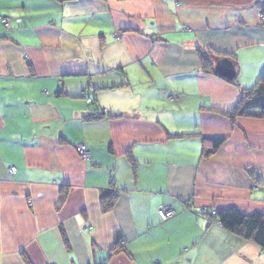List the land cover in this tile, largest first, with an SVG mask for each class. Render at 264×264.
<instances>
[{"label":"crops","instance_id":"crops-1","mask_svg":"<svg viewBox=\"0 0 264 264\" xmlns=\"http://www.w3.org/2000/svg\"><path fill=\"white\" fill-rule=\"evenodd\" d=\"M263 8L0 0V264H264L214 217L264 214V115L222 113L264 71Z\"/></svg>","mask_w":264,"mask_h":264},{"label":"trees","instance_id":"trees-1","mask_svg":"<svg viewBox=\"0 0 264 264\" xmlns=\"http://www.w3.org/2000/svg\"><path fill=\"white\" fill-rule=\"evenodd\" d=\"M58 1L63 2L70 0ZM261 12L262 14L264 13V8L261 10ZM201 58L204 63L205 58ZM211 72L215 73L214 67L211 68ZM232 80L233 79L229 81ZM222 113L225 114L232 122H234L236 116L264 115V71L258 78L257 82L254 84V86L244 92L239 102L233 108L228 109L227 111H222ZM99 115H104V113L93 106V111L90 115L87 116V119L91 120ZM208 140L212 143L214 149L221 143L222 138H210ZM209 152H212V150H208L205 154H208ZM113 203L114 196H112V198L108 200V202L102 204V210L109 211ZM214 217L219 221L220 225L223 228L241 235L246 239L252 240L256 244L264 248V214L260 212L243 214L237 209L228 208L217 210L214 214ZM118 237L120 238V236L116 237L115 246H113V248L111 249V253L121 251L122 249V246L118 244L120 242V240H118ZM25 261L27 262V260ZM106 262L107 259L101 264H106Z\"/></svg>","mask_w":264,"mask_h":264},{"label":"built area","instance_id":"built-area-1","mask_svg":"<svg viewBox=\"0 0 264 264\" xmlns=\"http://www.w3.org/2000/svg\"><path fill=\"white\" fill-rule=\"evenodd\" d=\"M1 20H2L3 24H5V25H7L8 22H9V18L6 17V16L1 17ZM16 21H20V19L18 18V19H16ZM168 98L169 99H174V98H176V94H174V93L170 94L168 96ZM86 102H87V104H92L91 99H89V98L86 100ZM100 111L102 113L106 112V110H103V109H101ZM76 150H77L78 155L80 156L81 159H83V160L90 159V152L86 148L84 143L77 144ZM9 171L13 172V171H15V168L12 167V168L9 169ZM157 213H158L160 219L162 221H165V220L171 218L175 214V209L171 205H164V206H160L157 209ZM45 264H51V263H45Z\"/></svg>","mask_w":264,"mask_h":264},{"label":"water","instance_id":"water-1","mask_svg":"<svg viewBox=\"0 0 264 264\" xmlns=\"http://www.w3.org/2000/svg\"><path fill=\"white\" fill-rule=\"evenodd\" d=\"M214 71L217 75L231 80L235 77V66L231 59L223 57L215 62Z\"/></svg>","mask_w":264,"mask_h":264}]
</instances>
